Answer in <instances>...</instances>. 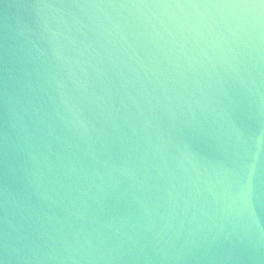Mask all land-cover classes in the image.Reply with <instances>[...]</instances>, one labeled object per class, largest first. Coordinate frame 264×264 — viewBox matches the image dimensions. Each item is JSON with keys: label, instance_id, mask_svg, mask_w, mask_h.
<instances>
[{"label": "clouds", "instance_id": "obj_1", "mask_svg": "<svg viewBox=\"0 0 264 264\" xmlns=\"http://www.w3.org/2000/svg\"><path fill=\"white\" fill-rule=\"evenodd\" d=\"M37 6L56 26L60 53L46 47L26 53L8 114L11 137L0 114V239L11 216L19 245L13 258L242 264L256 244L246 197L233 191L226 172L202 170L188 145L206 126H230L245 109L264 111V91L254 81L242 96L232 92L237 81L264 71V0H39ZM67 18L87 20L108 40L120 83L90 74L84 54L59 39ZM109 85L114 91L102 105L94 89ZM173 180L195 188L210 222L185 227Z\"/></svg>", "mask_w": 264, "mask_h": 264}, {"label": "water", "instance_id": "obj_2", "mask_svg": "<svg viewBox=\"0 0 264 264\" xmlns=\"http://www.w3.org/2000/svg\"><path fill=\"white\" fill-rule=\"evenodd\" d=\"M38 3L39 0H0V114L4 117L5 131L9 137L11 128L7 125L8 114L24 79L26 53L35 52L40 47H46L50 53L53 50L57 55L60 53V49L55 47L56 26L49 23V18L41 12ZM67 25L59 39L82 52L83 58L91 62L83 67L90 74L99 75L102 82L112 80L120 83L116 79L119 68L112 62L108 40L87 20L81 23L79 18H67ZM129 54L135 55L131 50ZM72 70L83 79V74L75 65ZM65 71L67 73L69 69ZM253 81L256 89L264 91V71H253L251 78L246 77L242 82L233 84V94L242 96L246 88L253 87ZM94 91L103 105L108 102V95L114 89L109 85L107 88H95ZM127 102L130 104L131 100ZM188 148L194 155V162L202 170H207L209 174L226 172L233 191L244 193L245 220L256 244L242 264H264V243H261V238H264V111L258 107L245 109L233 118L230 126H206L193 134ZM172 183L176 186L172 193L173 200L179 203L181 209H186V213L179 218L185 227H195L201 221L210 222L211 210L195 188H181L178 180ZM208 200H211L210 195ZM17 229L15 221L9 216L5 220V235L0 239V244L4 245L0 250L3 264H18L12 251L14 246H19Z\"/></svg>", "mask_w": 264, "mask_h": 264}]
</instances>
